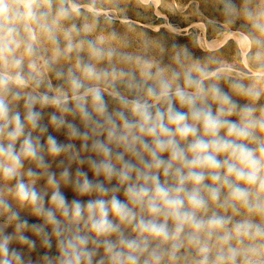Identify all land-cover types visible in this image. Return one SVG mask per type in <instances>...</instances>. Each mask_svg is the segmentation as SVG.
Listing matches in <instances>:
<instances>
[{"label":"clouds","instance_id":"obj_1","mask_svg":"<svg viewBox=\"0 0 264 264\" xmlns=\"http://www.w3.org/2000/svg\"><path fill=\"white\" fill-rule=\"evenodd\" d=\"M106 2L0 0V264H264V0H215L236 61L132 47Z\"/></svg>","mask_w":264,"mask_h":264},{"label":"rangeland","instance_id":"obj_2","mask_svg":"<svg viewBox=\"0 0 264 264\" xmlns=\"http://www.w3.org/2000/svg\"><path fill=\"white\" fill-rule=\"evenodd\" d=\"M110 19L100 20V29L107 32H116L125 37L132 47H143L147 45L150 49H157L160 46H170L176 43H189L195 37L200 47H214L225 59L236 61L242 55L240 37L232 26L225 27L220 23L222 17L215 5V0H108L105 3ZM239 27V24L236 26ZM199 54V53H197ZM48 112L51 109L47 110ZM47 123V116L43 121ZM78 123V121H77ZM49 134L55 136L59 142L66 143L67 138L64 131L56 132L51 127ZM77 147H79V142ZM50 161L52 171L59 174L57 167L59 160ZM76 165L72 166L74 173ZM83 171L88 172L89 178L93 177L86 165ZM102 179V177H101ZM115 183V182H113ZM43 186L44 181L40 182ZM66 198L72 200L76 194L70 187L63 188ZM123 199L122 193L120 194ZM84 201L89 197L80 198ZM23 218L30 223H38L28 213H21ZM11 232L12 229L7 230ZM13 247L19 248L18 245ZM26 257H30L33 264H39V259L45 254L55 256V243L49 250L43 249L37 243L36 249L31 253L21 249Z\"/></svg>","mask_w":264,"mask_h":264}]
</instances>
